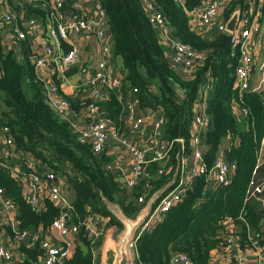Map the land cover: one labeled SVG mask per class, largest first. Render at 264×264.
Segmentation results:
<instances>
[{"label":"trees","instance_id":"1","mask_svg":"<svg viewBox=\"0 0 264 264\" xmlns=\"http://www.w3.org/2000/svg\"><path fill=\"white\" fill-rule=\"evenodd\" d=\"M3 1L0 0V21L8 27V32L16 26L26 38L10 37L15 41L11 50L0 45V128H9L16 152L32 159L38 172L53 171L58 181L64 179L75 192L70 221L79 227L78 241L65 264H100L94 251L102 243V233L94 238L84 224L98 215L108 218V227L116 226L120 231L123 224L109 209L107 201L118 204L127 216L134 218L142 208L137 198L145 195L147 200L172 178L182 156L181 145L174 143L171 168L166 174L155 181L144 177L128 191L119 181L118 173L108 168L110 158L105 153H94L89 144L81 142L71 122L56 112L48 95V85L38 75L34 60L38 52L28 47L31 28L26 22L36 18L47 25L54 11V1L10 0L7 9L11 10V20L1 17L5 11L1 8ZM202 1L99 0L108 18L114 54L123 60L122 81L132 90L137 88L140 105L153 104V109L158 106L163 109L162 140L182 137L185 151H189V131L199 91L207 75L213 90L207 102L210 124L201 133L206 147L204 163L210 168L217 159L222 140L231 137L232 142L224 154L228 161L236 164L228 183L209 187L205 175L197 177L183 199L160 222L142 230L135 241L136 264H168L177 253L186 254L192 264H210L211 252L226 245L222 230H226L228 220L240 229L241 247L252 243L251 228L259 232L262 228V214L257 205L247 200L264 135L262 95L256 91H241L237 86L235 74L239 54L227 33L217 30L203 36L190 27L192 12ZM147 2L153 3L152 10H147ZM232 10H227L228 16ZM154 12L163 15L175 39L206 52V59L196 65L191 78H183L171 66L170 45L162 40L159 27L150 19ZM61 43L64 52L71 49L65 40ZM53 79L58 90L62 79L57 74ZM120 96V91L113 89L105 102H98V110L119 128L124 126L122 116L125 113ZM68 98L74 112L79 114L85 102ZM237 106L247 110L242 118H239ZM148 168L153 177L158 164L153 162ZM21 171L28 175L31 169L23 163ZM0 186L5 190V198L17 206L19 229L33 235V245L28 247L21 243L20 250L26 253V264H36L45 253L43 236L63 208L50 198H45L42 207L32 206L10 167H0Z\"/></svg>","mask_w":264,"mask_h":264},{"label":"built area","instance_id":"2","mask_svg":"<svg viewBox=\"0 0 264 264\" xmlns=\"http://www.w3.org/2000/svg\"><path fill=\"white\" fill-rule=\"evenodd\" d=\"M77 1L78 0H55L54 11L50 14L47 25L43 26V24L36 18H32L26 22L29 28L37 26L41 36L39 39L40 49L34 56L37 69L52 64V66L54 65L55 75L57 74L60 77L61 75L59 72H62V74L64 73V66H72L80 61L81 47L92 34H95L98 41L101 43L103 54L108 55L111 53L112 47L105 43L104 30L98 28L95 22L81 18L78 12ZM68 3H71V5L68 6ZM253 3L254 0H250V10H245L246 14H244L243 20H241V24L243 23L242 27L236 29L233 33H229L226 30L225 23H220L217 26V30L222 33H227L230 36L232 47L234 50H237L236 52L239 54V64L235 74L237 86L240 87L241 91L250 88L249 79L252 73V68L257 67L262 74L260 79V89L263 93L264 101V55L260 62L257 63L250 52V46L254 42L253 38L258 34V24L256 18L252 17L253 12H251V4ZM145 6L148 11L153 9L152 2H147ZM218 6L219 3L217 0H203L201 6L192 12V15L197 17L198 25L204 23L211 24L214 16L217 14ZM96 8L101 13L105 14L99 0L96 4ZM1 17L5 20H11V10L6 9L3 11ZM150 19L162 32L166 33L172 29L160 12L152 13ZM53 21L56 22V25H54ZM73 35L78 36V38H73ZM8 36L17 37L19 39L26 38L25 33L16 26L9 29ZM166 38L170 45L171 66L177 71H194L196 65L202 63L206 59L205 51L197 50L190 44L184 43L172 36L166 35ZM61 40H65L71 45V49H69L68 52H64L62 49ZM80 71L84 76V83L87 89L85 99L82 100L85 102V106L79 111V114L84 116V120L76 121L70 117V111H73V108L71 101L67 98L51 99V105L59 115L71 122L72 128L79 134L80 141L89 144L94 153L101 155L102 153H106L110 134L113 136V132H111L109 128L111 123L110 118L97 114L101 90L105 88L110 94L113 89H118L120 87L122 80L114 78L109 73L107 60L105 58H102L94 66L86 64ZM209 80L210 78L206 79V77L203 80L202 91L204 94H208L213 90L212 82ZM133 93L135 94L134 101L125 105V113L123 114L129 124L128 129H124L120 135L115 134L127 148L131 159L130 172L127 173L125 168L119 166L121 157H116V155L109 162L108 168L118 173L119 181L124 184L126 188L132 190L144 177L152 178L155 181V179H158L163 174L167 173V170L171 168L170 159L174 143L181 145L182 152L180 162L177 166V168L179 167V173L176 182L168 188L160 198H158L152 211L141 227L142 231L160 222L165 214L183 199L190 185L197 177L205 175L209 187L211 185L215 186L219 183H228L235 171L236 164L226 159L223 150L218 151L217 159L210 168L204 163L206 147L203 144L201 133L210 124V118L207 113V106L206 108L204 107V110H201L200 113L198 111L197 102L195 118L189 131V151H185V139L182 137L176 138L172 141L162 140L161 133L165 124V117L163 109L159 106L157 107L159 113L154 119L151 128L155 140L154 143L144 145L135 141L133 136L141 131L144 122L142 118H138L135 115L133 110L135 106L140 105L139 98L136 94L137 88L133 89ZM243 110L247 113L245 108H243ZM0 129L5 137L3 146L0 150L2 153V157H0V167H9L6 160L10 159L13 152H16V146L13 137L9 134V128L4 127ZM23 161V163L27 164L28 168L31 169V172L27 175L28 185L31 188V191L28 193L22 185L23 193L28 199V202L37 208L43 204L45 198H50L54 202L60 201L61 207L63 208L61 214L53 221L50 227L51 229L53 228L57 230L61 238H63V244L53 245L44 242L43 248L45 253L41 264H65L67 258L71 256L70 249L72 245L67 237L70 236V234H76L79 231L78 225L70 221L71 205L64 203L66 202V199L62 193L60 181H58L56 174L53 171L44 170L38 172L32 159L25 158ZM257 161L258 164L256 165L255 170L261 163H264V158L257 159ZM153 162L158 164V170L155 176L150 177L151 173L148 167ZM176 170L174 171L172 178L166 184L172 181ZM13 171L17 177L19 176V173L21 177L24 176L21 171L18 172L15 169H13ZM19 179L20 181L22 180L21 178ZM263 183L264 175L259 181L254 177L251 178L247 190V200L248 197H257L263 192ZM4 194L5 190L0 186V198H4L5 203L8 206L14 207L15 204L11 200L5 198ZM146 201L145 195H140L137 198V202L141 203L142 207L145 205ZM226 223H228L226 230H222L226 245L220 249H216L219 253L216 264H246V262L239 257V253H234L235 258H230L227 254L231 253L233 248L239 246L240 236L238 234V227H236L231 220H228ZM84 225L85 230L89 232L92 237L97 238L100 235V232L94 230L90 222H87ZM28 233V231H16L14 233V240L21 243L25 241ZM251 245L259 253L256 264H264V257L261 254L259 242L253 240ZM11 260V250L4 246H0V264ZM168 264L192 263L186 254L177 253L171 258Z\"/></svg>","mask_w":264,"mask_h":264},{"label":"crops","instance_id":"3","mask_svg":"<svg viewBox=\"0 0 264 264\" xmlns=\"http://www.w3.org/2000/svg\"><path fill=\"white\" fill-rule=\"evenodd\" d=\"M9 1L10 0H4L1 8L2 10H6L7 7L9 6ZM55 1V0H53ZM219 3L218 6V11L217 14L213 18V22L211 24H200L198 25L197 22V17L195 15H191L190 18V27L195 30L196 32L200 33L203 36H208L211 35L213 32L217 31V26L220 23H225L228 21V19L232 16V14L237 11L241 10V15H240V21L238 23V26L236 29L242 27L243 23L241 24V20H243L244 14H246V9L250 10L249 3L250 0H217ZM98 0H78L77 1V7H78V12L81 18L93 21L97 24L98 28H101L104 30L105 33V43L108 44L109 46L112 47V51L108 55H104L102 52L101 48V43L98 41L97 37L95 34H92L91 36L88 37L86 40V43L81 47L80 50V61L77 64H74L72 66H64L63 72L68 71L67 75L62 72H59L61 75L60 78V86H58V90L54 86V65L49 64L48 66L44 68H38V75L42 80H44L47 85H48V95L50 99H59V98H73V99H79V100H84L85 99V94H86V86H85V79L83 74L81 73L80 70L85 67V65L89 66H94L96 65L102 58H105L107 60V65H108V71L109 73L114 77L123 80V75H124V66H123V60L120 56H116L113 51V36L110 31V27L108 24V19L107 16L103 13H101L97 8ZM233 8L231 14L228 16L227 15V10ZM251 8L253 12L252 17L256 18L257 24H258V34L255 35L254 42L250 46V52L252 53V57L254 60L259 63L260 60L262 59L264 55V0H254V3L251 4ZM42 20V19H41ZM39 20L43 24V21ZM44 26V25H43ZM30 34H29V43L30 45L28 46L29 48L32 47V50L34 51H39L40 49V33L38 31L37 26L34 28L29 29ZM8 27H6L5 23L0 21V45L3 46V48L7 50H11L12 44L15 42L10 37L8 36ZM173 30L171 29L170 31L162 32L160 31V37L162 38L163 41L167 42L166 35L168 36H174L173 35ZM73 38L77 39L78 36L73 35ZM251 44V43H250ZM16 52V51H15ZM117 57H120L119 61L117 60ZM170 57V53H169ZM116 59V60H115ZM255 63V64H257ZM179 75L182 76L183 78H191L193 75V71L191 70H183L182 72H179ZM261 72H259L257 67L252 68V73L250 76V88H248L246 91H254L257 90L256 92H260L262 95V101H263V93L261 92L260 89V79H261ZM206 79H209L208 76H205ZM211 82V80H209ZM123 82L126 81H121V85ZM56 84V83H55ZM120 85V87H121ZM120 87L118 90L121 93V101L124 104V106L127 103H132L134 101L135 94L133 93V90L131 87L128 85L126 82V88L124 91L120 90ZM245 91V90H242ZM212 91L208 94H204L202 91V86L199 91V95L197 98V107L198 111L201 113V110H204V107L206 108L207 102L209 97L211 96ZM109 95V92L103 88L101 90L100 94V100L99 102H105L107 100V97ZM69 99V98H68ZM264 104V101H263ZM153 106H142L138 105L134 107V113L138 118H142L143 120V126L140 132L135 134L133 138L135 141L138 143H142L144 145L147 144H153L154 143V137L151 131L152 128V123L154 119L156 118L158 112V108H154ZM237 113L239 114V118H242V116L246 115V112L243 110V107L237 106L236 108ZM97 114L101 116H105L102 111H97ZM70 117L75 119L76 121H83L84 116L80 114H75L74 109L73 111H70ZM122 120L124 121V126L119 128L112 120L110 123V131L113 132V136L110 137L108 145L106 147V155L110 158V160L113 159V157L116 155V157L120 156L121 161L120 165L123 168H125L126 172H130V165H131V159L128 154L127 148L124 145V143L120 140V138H117L116 135H120L121 132L124 131V129H128L129 124L126 121V118L122 116ZM116 134V135H115ZM4 134L0 129V150L1 147L3 146V141H4ZM264 135L261 139L260 142V148L258 150V157L257 159H263L264 158ZM232 142L231 137H226L222 140L220 144V149L219 150H225L230 143ZM0 157H2V153L0 151ZM25 158L30 159L28 156L23 155L21 153L13 152L12 156L10 159L6 160L8 163V166L11 168L12 172L14 173L13 169L17 170L18 172L21 171L23 160ZM258 164V161L256 165ZM22 174L23 171H21ZM119 175V174H118ZM264 175V163H261L258 168H256L255 173H254V178H256L257 181L261 180ZM233 176V175H232ZM19 178L22 180L21 185L25 187L27 192L31 191V188L28 185V177L27 175H24L23 177L20 176L19 173ZM17 177V178H18ZM18 178V179H19ZM20 180V179H19ZM60 185L62 187V193L65 196L66 202L65 204L71 205L74 198H75V192L74 190L66 183L64 179H60ZM212 186V185H211ZM249 188V186H248ZM263 192L258 195L257 197H248V201L251 203L257 205L258 211L262 214L261 216V221H260V226L261 228V234L258 229L256 228H251L249 230L250 234V239L251 241L256 240L259 243V248L261 250V254L264 257V183L262 184ZM128 191H130L129 188H127ZM158 190V189H157ZM155 190V191H157ZM154 191V192H155ZM62 203V204H64ZM57 205L61 206V202H56ZM42 207V205H41ZM18 215V209L17 206L15 205L14 207H10L5 203L4 198H0V246H4L8 249L11 250L12 252V260L9 262H4L2 264H26L25 259H26V253L22 250H20V245L21 243H26L28 247H31L33 245V242L31 241V233L29 232L27 235V238L25 241L18 243L14 240V233L16 231H21L19 229V222L17 219ZM108 218L94 215L90 218V223L94 230L99 231L100 234L102 233L103 239L101 245L95 249V255L98 259L99 262H101L103 258V252L107 245L109 244L110 240L116 239V236L121 234V231L118 232H113L112 227L115 226H107L108 223ZM238 229V234H239ZM105 231V233H103ZM141 232V228H139L136 232L135 240H134V246H135V241L137 239L138 234ZM91 235V234H90ZM44 239L42 241V248H43V243L48 242L49 244L53 245H62L63 244V238L59 235L57 230L55 229H49L45 234H44ZM259 237V238H258ZM68 240L71 241V254L74 250V248L77 246L78 238L76 234H70V236L67 237ZM257 238V239H256ZM82 247L84 245L81 243L80 244ZM44 249V248H43ZM136 251V248H134ZM137 253V252H135ZM234 253H239V257L246 262V264H256V261L258 259L259 253L257 252L256 249L252 247L251 244H248L246 246L241 247L240 244L237 248H233L231 250V253H227L230 258H235ZM219 256L218 250H213L211 252V257H210V264H216L217 263V258ZM44 255L39 257L37 259L36 264H41L43 262Z\"/></svg>","mask_w":264,"mask_h":264},{"label":"water","instance_id":"4","mask_svg":"<svg viewBox=\"0 0 264 264\" xmlns=\"http://www.w3.org/2000/svg\"><path fill=\"white\" fill-rule=\"evenodd\" d=\"M240 15L241 10H237L226 22V30L229 33H233L236 30L240 21ZM173 35L175 36V33H173ZM125 88L126 82H123L120 90L124 91ZM152 105L153 104H150V106ZM111 136L112 134H110V137ZM178 173L179 167L172 181L149 196L145 205L134 218L127 216L118 204L107 201L109 209L121 221L123 228L120 230L121 234L116 236V239L109 241V244L103 252V258L100 264H136L137 253H135L136 251L134 249L136 232L143 226L158 198L176 182Z\"/></svg>","mask_w":264,"mask_h":264},{"label":"rangeland","instance_id":"5","mask_svg":"<svg viewBox=\"0 0 264 264\" xmlns=\"http://www.w3.org/2000/svg\"><path fill=\"white\" fill-rule=\"evenodd\" d=\"M119 59H120V57H117V60L118 61H119ZM112 229H113V232H115L116 230H117L116 232H118V228L116 226L115 227H112ZM103 233H105V231H103Z\"/></svg>","mask_w":264,"mask_h":264}]
</instances>
